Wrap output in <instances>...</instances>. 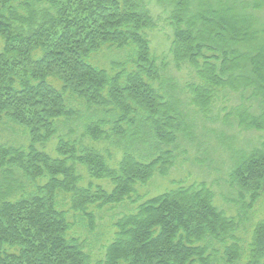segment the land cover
<instances>
[{"label":"trees","instance_id":"16d2710c","mask_svg":"<svg viewBox=\"0 0 264 264\" xmlns=\"http://www.w3.org/2000/svg\"><path fill=\"white\" fill-rule=\"evenodd\" d=\"M157 1L174 6L170 52L195 78L185 85V108L149 52L144 31L154 22L143 0H0V130L14 125L28 137L26 146L0 144V264H264V218L243 242L241 217L218 209L204 183L136 204L113 223L114 237L97 260L58 206L60 193L72 195L71 210L92 232L90 207L135 204L136 185L168 173L174 151L196 140L194 115H206L221 93H245L241 99L254 103L234 108L224 122L264 131V23L250 11L264 0ZM106 47L128 51L111 73L93 63ZM69 97L103 114L86 122L85 134L94 142L113 138L122 151L115 167L76 141L60 139L56 157L36 148L54 137L58 120L73 117ZM236 153L227 182L245 214L264 206V141ZM76 164L111 191L79 187ZM17 176L34 188L27 191Z\"/></svg>","mask_w":264,"mask_h":264},{"label":"rangeland","instance_id":"374dc122","mask_svg":"<svg viewBox=\"0 0 264 264\" xmlns=\"http://www.w3.org/2000/svg\"><path fill=\"white\" fill-rule=\"evenodd\" d=\"M143 4L154 22L152 28L144 31L149 42V52L156 59L161 79L170 80L169 84H174L177 87L176 94L182 100L185 108V85L194 82L195 78L187 66L177 67L175 65L170 52L173 40V28L170 20L174 6L172 2L169 4L162 1L159 4L157 0H143ZM250 11L259 24L264 23V5L260 10ZM1 48L2 40H0V50ZM127 54V50L122 51L115 47H106L93 56V63L111 73L117 69L115 64L120 65L126 60ZM53 84L58 86L55 82ZM244 96H246L245 93L230 91L221 93L206 115L200 113L194 115L196 140L193 144L191 142L181 144L178 150L174 151L177 155V161L174 166L170 167L165 176L156 175L146 185H136V195L139 198L133 195V199H138L135 204L126 201L121 205L105 206L100 210L97 207H90L88 211L95 218L94 231L90 232L85 226L84 219H80L71 210L72 195L59 194L58 206L68 213L67 218L72 224V234L78 238L83 248L91 253L94 259L103 258L105 247L114 237L113 223L119 217L133 211L136 204L147 198L176 189L178 186L187 187L192 184L204 183L213 192V204L218 209L236 219L241 217L242 222L238 221L236 234L243 239V242L249 238L252 224L264 218V206L256 205L245 214L243 211H238L241 205L236 204L239 200L237 193L227 182L228 173L236 159V152H249L252 148L259 147L264 141V131L240 129L236 125H231L229 119L224 122V117L239 105L252 104L254 108L253 102L241 99ZM68 108L74 112L73 117L69 120H58L54 137L43 145L38 144L36 148L50 157H56V149L60 139L69 142L76 141L78 150L95 149L107 158L110 167H115L121 158L122 151L111 145L110 142L113 138L108 141L94 142L85 134V127L90 123L88 120L91 122L103 120V114L93 112L94 109H87L83 101L73 97H69ZM105 119L107 120L102 129L108 134L111 133L112 123H110V119ZM0 144L26 146L28 137L19 127L9 125L0 130ZM107 153L111 158L108 159ZM77 155H81V153ZM76 170L81 177L79 187L93 184L94 186H101L108 192L111 191L112 186L108 181L92 179L84 166L76 164ZM17 178L20 184L27 188V191H31L36 184L26 181L20 176ZM43 183L42 180L38 182L39 185ZM241 245L243 244L241 243Z\"/></svg>","mask_w":264,"mask_h":264}]
</instances>
